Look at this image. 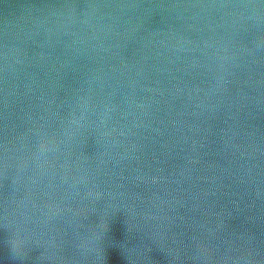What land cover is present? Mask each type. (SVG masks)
Instances as JSON below:
<instances>
[{"label":"clouds","instance_id":"clouds-1","mask_svg":"<svg viewBox=\"0 0 264 264\" xmlns=\"http://www.w3.org/2000/svg\"><path fill=\"white\" fill-rule=\"evenodd\" d=\"M13 247H14V248H18V247H19V244L17 243V244H15Z\"/></svg>","mask_w":264,"mask_h":264}]
</instances>
